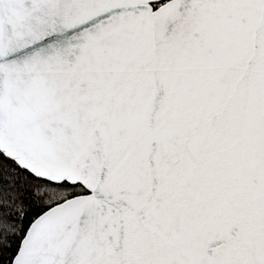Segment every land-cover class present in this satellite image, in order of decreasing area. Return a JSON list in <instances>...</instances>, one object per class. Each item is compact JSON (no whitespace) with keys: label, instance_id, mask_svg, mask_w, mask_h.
I'll list each match as a JSON object with an SVG mask.
<instances>
[{"label":"snow or ice","instance_id":"snow-or-ice-1","mask_svg":"<svg viewBox=\"0 0 264 264\" xmlns=\"http://www.w3.org/2000/svg\"><path fill=\"white\" fill-rule=\"evenodd\" d=\"M0 264H264V0H0Z\"/></svg>","mask_w":264,"mask_h":264}]
</instances>
